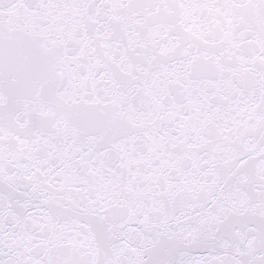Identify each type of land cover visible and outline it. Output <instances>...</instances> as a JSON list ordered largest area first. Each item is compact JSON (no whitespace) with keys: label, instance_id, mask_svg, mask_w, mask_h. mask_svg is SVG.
I'll list each match as a JSON object with an SVG mask.
<instances>
[{"label":"snow or ice","instance_id":"1","mask_svg":"<svg viewBox=\"0 0 264 264\" xmlns=\"http://www.w3.org/2000/svg\"><path fill=\"white\" fill-rule=\"evenodd\" d=\"M0 264H264V0H0Z\"/></svg>","mask_w":264,"mask_h":264}]
</instances>
